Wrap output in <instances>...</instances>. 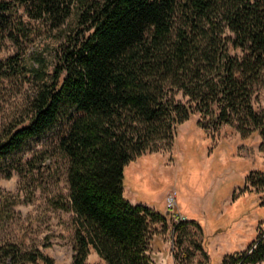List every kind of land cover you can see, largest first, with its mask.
<instances>
[{
    "label": "trees",
    "instance_id": "1",
    "mask_svg": "<svg viewBox=\"0 0 264 264\" xmlns=\"http://www.w3.org/2000/svg\"><path fill=\"white\" fill-rule=\"evenodd\" d=\"M18 3L31 17H49L57 27L70 16L74 20L23 122L0 138V165L31 138L65 125L58 146L69 160L68 208L78 222L72 264H86L91 247L107 264H154L156 225H165L168 216L125 196V167L146 151L170 149L177 125L196 111L236 123L242 133L253 125L264 148V112L253 105L264 74V0ZM14 10L13 0H0L4 37H17L2 27ZM179 92L188 100L177 98ZM202 116L197 123L207 127ZM245 183L264 206V170H250ZM188 221L195 219L172 221L174 229ZM8 253L15 260L56 264L39 249ZM262 260L264 230L221 264Z\"/></svg>",
    "mask_w": 264,
    "mask_h": 264
},
{
    "label": "rangeland",
    "instance_id": "2",
    "mask_svg": "<svg viewBox=\"0 0 264 264\" xmlns=\"http://www.w3.org/2000/svg\"><path fill=\"white\" fill-rule=\"evenodd\" d=\"M13 1L15 10L2 27L17 37L0 35V138L23 122L19 123L39 82L52 71L74 20L70 16L57 27L49 17H31L18 0ZM12 56L14 64L9 66ZM177 98L188 100L181 92ZM253 105L264 112V74L255 86ZM201 116L196 111L178 125L171 151H146L125 167V196L168 216L165 225H156L154 264H221L225 255L244 250L264 230V206L257 204L259 194L245 183L250 170H264L260 133L253 125L242 133L236 123H219L207 113L202 119L208 126H200ZM64 126L57 123L31 138L0 165V264H33L24 257L11 258L8 250L23 254L37 249L56 264H72L78 222L68 208L69 160L58 146ZM138 162L140 168L131 170ZM171 187L177 188L183 214L196 218L175 229L165 206ZM99 260L100 255L92 253L86 264Z\"/></svg>",
    "mask_w": 264,
    "mask_h": 264
},
{
    "label": "built area",
    "instance_id": "3",
    "mask_svg": "<svg viewBox=\"0 0 264 264\" xmlns=\"http://www.w3.org/2000/svg\"><path fill=\"white\" fill-rule=\"evenodd\" d=\"M177 194L176 187L169 188L165 194V206L169 212L170 219L178 223L188 217L183 214L184 212L178 206Z\"/></svg>",
    "mask_w": 264,
    "mask_h": 264
},
{
    "label": "crops",
    "instance_id": "4",
    "mask_svg": "<svg viewBox=\"0 0 264 264\" xmlns=\"http://www.w3.org/2000/svg\"><path fill=\"white\" fill-rule=\"evenodd\" d=\"M181 124V123H180ZM179 125V124H178ZM178 125H177V128H176V133H177V130H178ZM201 126V125H200ZM176 136V135H175ZM175 140V139H174ZM173 145H174V143H173ZM172 148H173V146L170 148V149H161L160 151L161 152H169V151H171L172 150ZM158 152V151H157ZM144 154H142V156H143ZM139 157V156H138ZM137 157V158H138ZM137 158H135L134 160L136 161V159ZM129 164V163H128ZM140 168V164H139V162L137 163V165L136 166H134V167H131V170L133 169V170H136L137 171V169H139ZM141 175V174H140ZM144 177V176H143ZM124 192H125V187H124ZM129 199V198H128ZM130 200V199H129ZM132 203H134V204H136V203H142V204H146V205H148V206H150V207H152L153 209H155V210H157L156 208H154V206H152V205H149V204H147V203H143V202H135V201H132V200H130ZM188 218L189 219H196V218H194V217H190V216H188ZM92 253H96V254H98V252L95 250V248L94 247H91V250H90V253H89V255H91ZM99 255V254H98ZM100 263L99 264H107V262H106V260L103 258V257H101L100 256Z\"/></svg>",
    "mask_w": 264,
    "mask_h": 264
},
{
    "label": "water",
    "instance_id": "5",
    "mask_svg": "<svg viewBox=\"0 0 264 264\" xmlns=\"http://www.w3.org/2000/svg\"><path fill=\"white\" fill-rule=\"evenodd\" d=\"M166 212H168V210Z\"/></svg>",
    "mask_w": 264,
    "mask_h": 264
}]
</instances>
